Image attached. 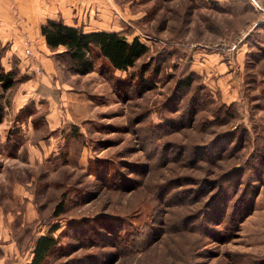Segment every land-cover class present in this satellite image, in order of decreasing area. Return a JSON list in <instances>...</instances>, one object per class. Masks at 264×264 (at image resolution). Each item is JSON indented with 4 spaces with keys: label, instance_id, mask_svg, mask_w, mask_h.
<instances>
[{
    "label": "rangeland",
    "instance_id": "obj_1",
    "mask_svg": "<svg viewBox=\"0 0 264 264\" xmlns=\"http://www.w3.org/2000/svg\"><path fill=\"white\" fill-rule=\"evenodd\" d=\"M106 2L134 66L60 56L4 94L0 264L54 225L44 264H264V0Z\"/></svg>",
    "mask_w": 264,
    "mask_h": 264
},
{
    "label": "crops",
    "instance_id": "obj_2",
    "mask_svg": "<svg viewBox=\"0 0 264 264\" xmlns=\"http://www.w3.org/2000/svg\"><path fill=\"white\" fill-rule=\"evenodd\" d=\"M99 1H104V5H100ZM106 1L0 0V65L6 70L15 65L21 73L26 74L32 71L37 72L38 68L54 71L59 61L46 46L39 31L40 24L46 19H61L66 24L81 26L84 31L113 30L106 28L107 18H111V15H106L107 9L111 13V3L107 5ZM99 12L105 15L100 17ZM96 17L104 18V20ZM26 47L30 50L28 54L25 52ZM16 59V63H13L12 61ZM27 90L28 87L25 93L14 92L12 103H17L16 100L23 96H28L30 91ZM26 99L24 102L27 101ZM22 105H16L13 108L14 112H17ZM21 126L25 132L27 128H30V123H22ZM7 141L9 142V139Z\"/></svg>",
    "mask_w": 264,
    "mask_h": 264
},
{
    "label": "trees",
    "instance_id": "obj_3",
    "mask_svg": "<svg viewBox=\"0 0 264 264\" xmlns=\"http://www.w3.org/2000/svg\"><path fill=\"white\" fill-rule=\"evenodd\" d=\"M249 2L253 6L252 0ZM39 31L56 59L60 60V56L67 57L70 68L78 73L90 71L93 67L92 58L95 56L104 58L114 70L126 71L148 51V45L137 35L128 40L116 30L84 31L81 26L66 24L61 19H46L40 24ZM17 74L19 75V69L16 66L6 70L0 65V121L5 92L22 81V75L17 77ZM181 82L188 84L185 79ZM61 206L62 203L58 201L52 213L54 216L63 211ZM57 228L54 225L35 238L31 257L25 264L46 262L58 243V238L53 233Z\"/></svg>",
    "mask_w": 264,
    "mask_h": 264
},
{
    "label": "built area",
    "instance_id": "obj_4",
    "mask_svg": "<svg viewBox=\"0 0 264 264\" xmlns=\"http://www.w3.org/2000/svg\"><path fill=\"white\" fill-rule=\"evenodd\" d=\"M255 6L258 8V10L260 11V20H261V22H264V7H261L259 4H257L256 2H255ZM26 44H27V42H25ZM25 52L28 54V53H30V50H29V48L28 47H26V49H25Z\"/></svg>",
    "mask_w": 264,
    "mask_h": 264
}]
</instances>
